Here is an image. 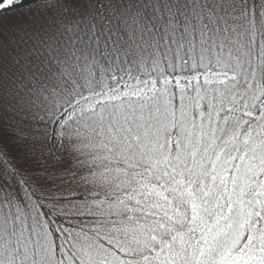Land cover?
Instances as JSON below:
<instances>
[{
    "label": "snow or ice",
    "instance_id": "snow-or-ice-1",
    "mask_svg": "<svg viewBox=\"0 0 264 264\" xmlns=\"http://www.w3.org/2000/svg\"><path fill=\"white\" fill-rule=\"evenodd\" d=\"M0 264H264V0H0Z\"/></svg>",
    "mask_w": 264,
    "mask_h": 264
}]
</instances>
